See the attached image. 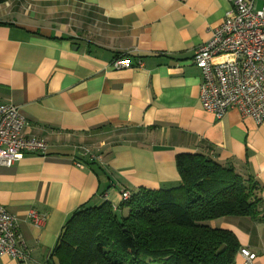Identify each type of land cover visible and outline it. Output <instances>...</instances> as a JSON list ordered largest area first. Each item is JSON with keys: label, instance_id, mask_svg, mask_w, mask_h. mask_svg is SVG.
<instances>
[{"label": "crops", "instance_id": "obj_1", "mask_svg": "<svg viewBox=\"0 0 264 264\" xmlns=\"http://www.w3.org/2000/svg\"><path fill=\"white\" fill-rule=\"evenodd\" d=\"M264 0H254L261 9ZM232 10L228 0H8L0 5V105L25 117L22 135L43 140L0 168V206L16 218L30 264H48L76 211L121 194L178 186L175 158L231 163L258 184L264 210V124L199 103L192 59ZM117 59L132 68L115 70ZM92 160L93 164H90ZM30 212L44 219L33 225ZM127 213V210L121 211ZM264 264V221H212ZM0 264H17L3 257Z\"/></svg>", "mask_w": 264, "mask_h": 264}, {"label": "trees", "instance_id": "obj_2", "mask_svg": "<svg viewBox=\"0 0 264 264\" xmlns=\"http://www.w3.org/2000/svg\"><path fill=\"white\" fill-rule=\"evenodd\" d=\"M175 163L176 187L142 190L118 210L105 202L72 214L48 264H239L234 234L210 223L264 221L258 184L201 154H177Z\"/></svg>", "mask_w": 264, "mask_h": 264}, {"label": "built area", "instance_id": "obj_3", "mask_svg": "<svg viewBox=\"0 0 264 264\" xmlns=\"http://www.w3.org/2000/svg\"><path fill=\"white\" fill-rule=\"evenodd\" d=\"M232 10L211 30L209 40L199 46L192 62L202 76L199 103L205 112L221 120L236 109L242 118L256 126L264 124V6L256 10L254 0H228ZM115 70L132 68L129 61L117 59ZM26 119L11 104L0 105V168H9L26 154H44L43 140L22 135ZM131 198L121 194L122 203ZM35 226L44 219L30 212ZM239 264H254L255 254L246 248L238 252ZM10 258L17 264H30L28 248L21 238L16 218L0 206V259Z\"/></svg>", "mask_w": 264, "mask_h": 264}, {"label": "rangeland", "instance_id": "obj_4", "mask_svg": "<svg viewBox=\"0 0 264 264\" xmlns=\"http://www.w3.org/2000/svg\"><path fill=\"white\" fill-rule=\"evenodd\" d=\"M124 215H125V214H124ZM222 219H225V218H221V220H222Z\"/></svg>", "mask_w": 264, "mask_h": 264}]
</instances>
